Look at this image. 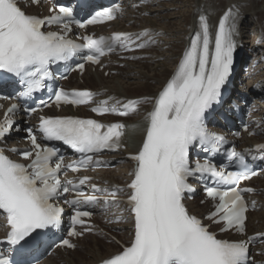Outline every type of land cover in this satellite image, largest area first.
Here are the masks:
<instances>
[{
  "label": "snow or ice",
  "instance_id": "1",
  "mask_svg": "<svg viewBox=\"0 0 264 264\" xmlns=\"http://www.w3.org/2000/svg\"><path fill=\"white\" fill-rule=\"evenodd\" d=\"M29 2L41 4V0ZM82 7L85 10L90 7L87 0H83ZM49 11L50 15L42 17L26 12L21 0H0V85L9 82L22 85L23 91L19 93L22 98L47 90L49 101L54 100L57 105L88 104L96 95L90 90L68 92L50 86L48 82L56 79L53 65L66 64L82 54L81 62L66 71L83 72L86 63L100 65L102 57L118 48L134 52L156 44V37L163 35H152L149 30L135 34L117 32L107 37L85 35L81 37L83 43H77L68 36L73 25L86 28L115 20L116 13L122 11L120 4L88 12L83 20L76 19L70 7L58 6ZM238 17L239 8H228L214 34L208 17L203 14L198 17L199 30L182 52L174 73L154 97L145 100H150L153 107L145 118L147 128L141 146L130 154L135 166L125 187L101 188L90 184L88 176L64 179L69 171L79 173L88 167L104 166L107 162L99 158L101 153L124 147L125 125L119 122L104 124L74 116H40L36 132L31 127L26 129L25 138L31 147L12 149L28 163L13 160L5 147L0 146V210L10 226L7 242L23 250L40 242L48 232L60 229L65 212L61 202L73 210L67 235L80 238L92 230L86 218L93 212L88 208L102 205L107 212L110 205L118 206L117 194L126 191L133 221L132 238L100 264H252L249 246L257 241L264 243V233L230 241L217 238L204 222L221 225L222 232L235 230L246 235L249 205L244 193L254 189H242L239 183L259 174L248 164L251 149L240 152L235 145L226 147V137L209 131L205 122L206 113L211 115L210 110L221 102L222 89L233 72ZM53 25L61 26L63 31L47 30ZM144 36L150 38L141 41ZM49 101L41 99L39 104L48 107ZM141 102L117 100V107L106 100L92 111L98 115L111 112L127 116L138 111ZM19 110L21 106L15 103L7 109L0 123V144L11 131L18 130L12 117ZM22 110L31 116L38 108ZM37 133L42 141H61L70 146L80 158L65 164L60 150L38 142ZM256 147L264 151V144ZM193 148L211 157L223 155L226 162L217 166L209 156L203 162L193 161L190 157ZM232 167L239 170L229 171ZM190 179L200 180L206 196L215 202V211L203 219L191 213L184 202L185 194L195 191ZM85 185L90 186L92 194H85ZM252 208L255 209V202ZM121 219L122 216H116L111 222ZM60 246L74 249L76 244L62 239ZM0 264H12V260L4 256Z\"/></svg>",
  "mask_w": 264,
  "mask_h": 264
},
{
  "label": "bare ground",
  "instance_id": "2",
  "mask_svg": "<svg viewBox=\"0 0 264 264\" xmlns=\"http://www.w3.org/2000/svg\"><path fill=\"white\" fill-rule=\"evenodd\" d=\"M140 1L132 0L131 4H137ZM232 6L239 8L238 35L235 37L237 46H247L252 42L250 47L252 53L249 58L253 59V62H261L258 69L253 71V74L258 73V70H264V63H262L264 59V0H152L147 6L128 9L127 18L123 23H116V30H149L152 35L165 32L159 38L158 48L152 52L148 51L149 56L144 62L126 63V72L119 70V74L122 73L121 76L117 75L112 79H106L102 74L87 75L88 77L85 78L87 87L91 85L97 91L107 90L109 94L104 95L103 99H107L110 104H115L117 100L121 101L122 99L144 98L145 101L147 98L154 97L171 77L182 52L188 46L194 33L199 30L198 17L201 14L208 17L214 34L219 19ZM145 13H148L149 16L143 18ZM131 21H134V25H131L129 29L125 28V24ZM247 32L253 33L249 40ZM114 69L116 68H107V70ZM92 81H95V84ZM255 84L263 92L261 96L264 97V74L253 83V85ZM152 107L153 104L150 100L144 102L139 106V110L134 116L123 120L128 125L124 136L126 150L111 157V161L121 162L114 171H100L97 173L103 181H114L124 185L131 181L134 165L127 160V157L134 154L141 146L147 128L145 118ZM259 116L264 121V111H259ZM115 120L112 119L111 121L115 122ZM261 140L264 142V135ZM246 142L252 145L247 140ZM251 142L254 143L255 141ZM256 183L259 186H264L262 182L257 181ZM259 200L264 205V199ZM253 216L251 223L258 221V225L250 227L251 234L264 232V206L261 213ZM131 226L132 223H129L120 225L117 228L120 236L125 241L131 239L127 236L130 233L132 234L129 230ZM262 249H264V246ZM118 250L119 247L111 245L105 254L97 247H90L85 256L79 259V262L80 264H98L103 258L109 257ZM64 259L66 264L75 263L69 257ZM51 264H56V261L52 259Z\"/></svg>",
  "mask_w": 264,
  "mask_h": 264
},
{
  "label": "rangeland",
  "instance_id": "3",
  "mask_svg": "<svg viewBox=\"0 0 264 264\" xmlns=\"http://www.w3.org/2000/svg\"><path fill=\"white\" fill-rule=\"evenodd\" d=\"M251 36H252V33H249V34H248V40L250 39L249 37H251ZM249 44H250V46H251L252 42H250ZM121 69H123V70L125 71L124 68H121ZM106 245L109 246V245H112V244L106 243Z\"/></svg>",
  "mask_w": 264,
  "mask_h": 264
}]
</instances>
